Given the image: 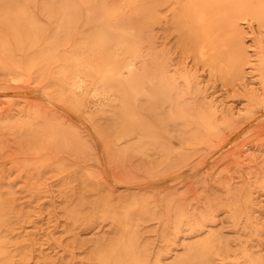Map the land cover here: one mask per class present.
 I'll use <instances>...</instances> for the list:
<instances>
[{"label":"rangeland","instance_id":"1","mask_svg":"<svg viewBox=\"0 0 264 264\" xmlns=\"http://www.w3.org/2000/svg\"><path fill=\"white\" fill-rule=\"evenodd\" d=\"M48 2L27 5L34 39L0 28V264H100L129 237L140 264H264V17L218 30L223 52L245 48L237 75L211 71L157 26L187 116L140 106L157 140L134 148L115 140L111 99L62 90L63 57L96 28L88 5L61 32ZM250 6L264 15V0ZM53 40L58 60L35 63ZM213 111L216 128L197 120Z\"/></svg>","mask_w":264,"mask_h":264},{"label":"bare ground","instance_id":"2","mask_svg":"<svg viewBox=\"0 0 264 264\" xmlns=\"http://www.w3.org/2000/svg\"><path fill=\"white\" fill-rule=\"evenodd\" d=\"M20 1L0 0V28H5L2 29L4 34L24 33L34 39L38 25L34 17H28L27 5L35 4L36 0ZM250 1L176 0L169 3V0H126L122 3L121 0H49L47 4L55 7V13L59 15L57 30L61 32L76 25L84 2L88 5L89 16L92 15L96 21V28L75 46L72 55L63 57L65 64L60 70L62 90L67 92L74 87L85 93L89 86H93L96 96L113 101L115 140L134 148L136 145L147 146L150 141L157 140L156 124L142 116L140 106L154 114L166 107L173 109L170 119L175 121L187 116L180 104L178 78L170 74L166 50L158 49L157 26L179 32V42L185 48L195 50L197 58L208 63L211 71L237 75L241 73L245 48L242 47V57L239 58L238 47L241 44L233 43L237 45L235 52L231 44L230 50L223 52L218 30L227 25L237 27L236 19L242 15L263 18V14L250 8ZM168 11L171 13L166 14ZM0 40L8 41L1 31ZM59 45V40L50 41L34 62L51 65L58 60L56 51ZM217 47L221 51L216 50ZM197 115L196 119L203 126H218L214 111ZM158 119L168 123L161 117ZM166 155L170 160L172 151L166 150ZM138 205L136 201L128 208L131 210ZM196 252L193 248L191 254ZM98 259L100 264L144 263L133 237L102 250Z\"/></svg>","mask_w":264,"mask_h":264}]
</instances>
